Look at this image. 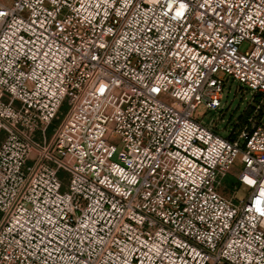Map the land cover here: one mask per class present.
Listing matches in <instances>:
<instances>
[{"label": "built area", "instance_id": "built-area-1", "mask_svg": "<svg viewBox=\"0 0 264 264\" xmlns=\"http://www.w3.org/2000/svg\"><path fill=\"white\" fill-rule=\"evenodd\" d=\"M219 71L264 98V0L0 1V264H264V120L194 114Z\"/></svg>", "mask_w": 264, "mask_h": 264}, {"label": "rangeland", "instance_id": "rangeland-1", "mask_svg": "<svg viewBox=\"0 0 264 264\" xmlns=\"http://www.w3.org/2000/svg\"><path fill=\"white\" fill-rule=\"evenodd\" d=\"M0 1L9 2V0ZM217 75H221L226 81L222 88L221 105L216 109L199 105L194 110L196 118L202 120L222 137H227L232 131L238 132L251 116L255 120H260L261 117L264 120V116H262L264 114V98L260 94L253 93L254 91L250 88L221 71L217 72ZM240 168L241 165L236 158L233 171L237 172ZM243 193L244 189L241 187L235 194L236 198H241Z\"/></svg>", "mask_w": 264, "mask_h": 264}, {"label": "trees", "instance_id": "trees-1", "mask_svg": "<svg viewBox=\"0 0 264 264\" xmlns=\"http://www.w3.org/2000/svg\"><path fill=\"white\" fill-rule=\"evenodd\" d=\"M64 109H65V106L63 105V106H62V110H64Z\"/></svg>", "mask_w": 264, "mask_h": 264}, {"label": "snow or ice", "instance_id": "snow-or-ice-1", "mask_svg": "<svg viewBox=\"0 0 264 264\" xmlns=\"http://www.w3.org/2000/svg\"><path fill=\"white\" fill-rule=\"evenodd\" d=\"M249 183H252V181H249Z\"/></svg>", "mask_w": 264, "mask_h": 264}]
</instances>
